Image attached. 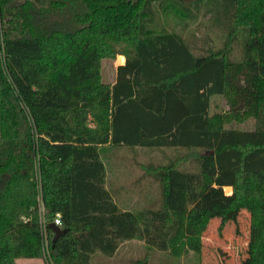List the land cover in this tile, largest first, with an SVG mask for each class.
Here are the masks:
<instances>
[{
	"label": "trees",
	"instance_id": "16d2710c",
	"mask_svg": "<svg viewBox=\"0 0 264 264\" xmlns=\"http://www.w3.org/2000/svg\"><path fill=\"white\" fill-rule=\"evenodd\" d=\"M201 13L219 48L169 25ZM119 55L105 83L102 62ZM215 98L226 112H211ZM105 147L196 151L198 170L179 167L187 156L151 168L161 206L122 210ZM217 174L233 193L206 207ZM242 211L247 264H264V0H0V264L47 250L50 264H91L135 239L200 255L211 220L222 232Z\"/></svg>",
	"mask_w": 264,
	"mask_h": 264
},
{
	"label": "rangeland",
	"instance_id": "374dc122",
	"mask_svg": "<svg viewBox=\"0 0 264 264\" xmlns=\"http://www.w3.org/2000/svg\"><path fill=\"white\" fill-rule=\"evenodd\" d=\"M169 25L186 38L201 40L208 38L212 40L214 47L221 46V32L210 28L208 16L203 13L196 20L190 21L170 17ZM102 79L105 83H114L116 69L113 60H103ZM227 110L226 101L222 98H215L212 101V113H224ZM226 126L247 130L254 127V122L246 120ZM196 155V151L177 152L173 149L105 147L102 151V160L107 170L106 186L122 210L158 209L161 206L160 185L155 181V172L151 168L166 165L171 159L187 156L188 160L180 162L179 167L196 172L198 170V165L194 160ZM232 183V175H212L204 197L205 206L211 207L216 203L225 205L233 193ZM241 213L233 215L222 232L219 231L220 218L211 220L203 235V250L200 255L183 249L185 252L176 257L168 252L150 249L144 241L135 239L123 242L113 257L96 253L93 255L91 264H247L250 219L246 211ZM46 254L44 259H38L37 264H50L47 258L49 257L48 250Z\"/></svg>",
	"mask_w": 264,
	"mask_h": 264
},
{
	"label": "crops",
	"instance_id": "0c3cea01",
	"mask_svg": "<svg viewBox=\"0 0 264 264\" xmlns=\"http://www.w3.org/2000/svg\"><path fill=\"white\" fill-rule=\"evenodd\" d=\"M125 61H126L125 56L119 55L115 60H113L115 69H117V67L123 65L125 63ZM38 261H39L38 259H18L17 263L18 264H37V263H39Z\"/></svg>",
	"mask_w": 264,
	"mask_h": 264
},
{
	"label": "water",
	"instance_id": "95a60500",
	"mask_svg": "<svg viewBox=\"0 0 264 264\" xmlns=\"http://www.w3.org/2000/svg\"><path fill=\"white\" fill-rule=\"evenodd\" d=\"M48 227L53 231L55 235L53 239V243H55L61 236L65 234V230H62V228L55 225V223L49 224Z\"/></svg>",
	"mask_w": 264,
	"mask_h": 264
},
{
	"label": "built area",
	"instance_id": "2783aa9c",
	"mask_svg": "<svg viewBox=\"0 0 264 264\" xmlns=\"http://www.w3.org/2000/svg\"><path fill=\"white\" fill-rule=\"evenodd\" d=\"M54 223H55V225H57L58 227H61V224H62V223H61V219H60V216H59V215H58L57 218L55 219V222H54ZM43 228L45 229V228H46V225H43ZM47 245H48V241L46 240V247H48Z\"/></svg>",
	"mask_w": 264,
	"mask_h": 264
}]
</instances>
